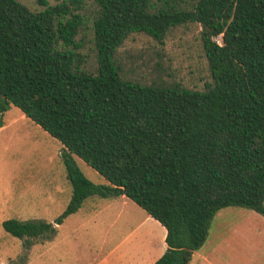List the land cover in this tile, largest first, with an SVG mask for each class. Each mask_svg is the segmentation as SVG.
I'll use <instances>...</instances> for the list:
<instances>
[{
	"label": "trees",
	"instance_id": "1",
	"mask_svg": "<svg viewBox=\"0 0 264 264\" xmlns=\"http://www.w3.org/2000/svg\"><path fill=\"white\" fill-rule=\"evenodd\" d=\"M93 1L91 73L77 41L87 0H36V10L0 0V126L14 105L58 139L72 186L54 222L9 219L3 229L32 244L86 198L126 196L166 228L154 264H189L219 210L264 216V0ZM190 24L212 79L204 90L122 77L115 54L131 35L164 44ZM76 157L108 184L89 180Z\"/></svg>",
	"mask_w": 264,
	"mask_h": 264
},
{
	"label": "rangeland",
	"instance_id": "2",
	"mask_svg": "<svg viewBox=\"0 0 264 264\" xmlns=\"http://www.w3.org/2000/svg\"><path fill=\"white\" fill-rule=\"evenodd\" d=\"M20 1L32 10L43 8L36 0ZM49 2L54 4V0ZM82 13L85 24L77 37L81 45L79 52L83 57L81 66L85 71L94 73L97 68V52L93 40V20L98 7L93 0H87ZM199 31L200 28L193 24L176 27L169 33L164 44L144 33L131 35L115 54L122 77L147 85H180L204 90L212 79ZM215 40L220 43L221 36ZM2 121L0 264H51L45 261L47 250L53 256L52 264H61L62 256L68 250L63 247L60 234L70 233L74 229L85 231L84 228L75 227V220L66 218L64 225L57 227L54 233L46 234L37 241L31 240L32 244L7 233L2 223L9 219L51 222L65 210L71 198L72 186L62 160L63 145L14 105L4 113ZM76 161L89 180L97 184L106 183L84 160L76 157ZM46 194H51L55 199L41 200L43 195L47 197ZM33 196L38 197L36 204L32 201ZM81 211V214L92 213L90 204H85ZM106 231V224L94 230L96 234Z\"/></svg>",
	"mask_w": 264,
	"mask_h": 264
},
{
	"label": "crops",
	"instance_id": "3",
	"mask_svg": "<svg viewBox=\"0 0 264 264\" xmlns=\"http://www.w3.org/2000/svg\"><path fill=\"white\" fill-rule=\"evenodd\" d=\"M103 184H108L107 180ZM46 195L41 200L55 199ZM37 198L32 197L34 204ZM132 202L126 196L87 198L76 212L81 216L74 213L67 217L85 231L60 234L68 250L61 264H154L167 249L166 228ZM85 204H90L92 213L81 214ZM102 224L107 231L96 234L94 230ZM45 261H53L48 250ZM189 264H264V216L245 208L219 210L207 241L193 253Z\"/></svg>",
	"mask_w": 264,
	"mask_h": 264
}]
</instances>
